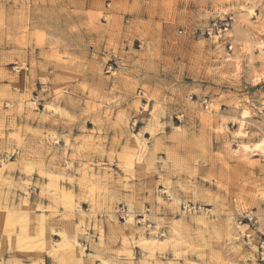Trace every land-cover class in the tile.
Segmentation results:
<instances>
[{
  "label": "rangeland",
  "instance_id": "374dc122",
  "mask_svg": "<svg viewBox=\"0 0 264 264\" xmlns=\"http://www.w3.org/2000/svg\"><path fill=\"white\" fill-rule=\"evenodd\" d=\"M0 264H264V0H0Z\"/></svg>",
  "mask_w": 264,
  "mask_h": 264
},
{
  "label": "bare ground",
  "instance_id": "6f19581e",
  "mask_svg": "<svg viewBox=\"0 0 264 264\" xmlns=\"http://www.w3.org/2000/svg\"><path fill=\"white\" fill-rule=\"evenodd\" d=\"M242 123H243V122H242ZM241 125H242V124H241ZM246 148H247V147H246ZM142 167H143V166H142ZM142 167H141V168H142ZM141 170H142V169H141ZM145 170H147V169L145 168ZM145 170H144V171H145ZM138 171H139V170H138ZM144 171H142V172H144ZM173 203H174V205H176V206H179V205H180L179 200H174ZM133 217H134V216H133ZM133 217H132V215H130L129 220H131ZM149 219H150V218H149ZM129 220H128V221H129ZM169 237H171V235H170ZM179 241H180V240H179ZM234 257H235V256H232L231 258H234ZM236 260L238 261V258H237ZM233 261H234V260H233Z\"/></svg>",
  "mask_w": 264,
  "mask_h": 264
},
{
  "label": "built area",
  "instance_id": "2783aa9c",
  "mask_svg": "<svg viewBox=\"0 0 264 264\" xmlns=\"http://www.w3.org/2000/svg\"><path fill=\"white\" fill-rule=\"evenodd\" d=\"M180 32H182V31H180ZM15 69H16L17 71H20V70H21V68H19V67H15Z\"/></svg>",
  "mask_w": 264,
  "mask_h": 264
}]
</instances>
